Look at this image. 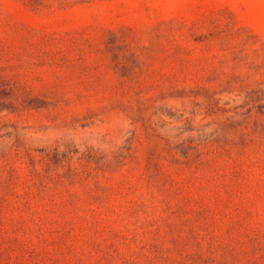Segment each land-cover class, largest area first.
<instances>
[{
  "label": "rangeland",
  "instance_id": "obj_1",
  "mask_svg": "<svg viewBox=\"0 0 264 264\" xmlns=\"http://www.w3.org/2000/svg\"><path fill=\"white\" fill-rule=\"evenodd\" d=\"M0 264H264V0H0Z\"/></svg>",
  "mask_w": 264,
  "mask_h": 264
}]
</instances>
